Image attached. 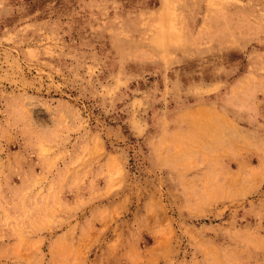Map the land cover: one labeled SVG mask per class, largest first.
<instances>
[{
	"label": "rangeland",
	"instance_id": "obj_1",
	"mask_svg": "<svg viewBox=\"0 0 264 264\" xmlns=\"http://www.w3.org/2000/svg\"><path fill=\"white\" fill-rule=\"evenodd\" d=\"M0 264H264V0H0Z\"/></svg>",
	"mask_w": 264,
	"mask_h": 264
}]
</instances>
